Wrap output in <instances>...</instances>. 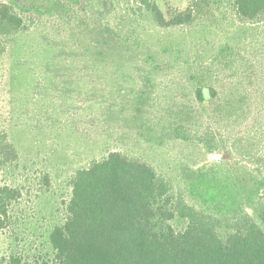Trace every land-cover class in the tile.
I'll use <instances>...</instances> for the list:
<instances>
[{
    "label": "rangeland",
    "instance_id": "rangeland-1",
    "mask_svg": "<svg viewBox=\"0 0 264 264\" xmlns=\"http://www.w3.org/2000/svg\"><path fill=\"white\" fill-rule=\"evenodd\" d=\"M106 1L113 13L100 18L92 0H0L35 23L0 58V131L19 155L16 167L0 172V184L21 193L0 228V264L12 255L52 259L49 233L65 219L70 178L110 151L146 160L180 189L188 175L189 204L212 212L243 207L264 230L246 207L264 169L228 145L237 136L255 139L264 158V69L254 88L229 73L212 77L219 108L194 99L196 83L207 84L214 73L207 64L226 40L229 10L220 29L188 36L184 28L128 18L132 0ZM154 1L166 17L193 2ZM263 38L264 31L249 45L253 52L242 54L261 69ZM198 56L204 63L193 68ZM207 128L223 145L196 142Z\"/></svg>",
    "mask_w": 264,
    "mask_h": 264
},
{
    "label": "trees",
    "instance_id": "trees-1",
    "mask_svg": "<svg viewBox=\"0 0 264 264\" xmlns=\"http://www.w3.org/2000/svg\"><path fill=\"white\" fill-rule=\"evenodd\" d=\"M92 1L98 17L113 13L108 1ZM227 9L232 22L223 28L226 40L207 64L214 73H209L207 84L196 83L194 89V99L201 106L219 108L220 93L212 77L220 81L229 73L230 78L243 77L253 88L258 84L252 81H257L264 66L261 69L258 61L251 63L242 54L253 52L249 45L264 31V0H193L185 10L172 9L168 17L154 0H132L127 9L131 11L128 18L147 19L161 30L184 28L188 36L220 29L219 22L228 20ZM34 24L13 5L0 3V58ZM242 61L246 63L243 69ZM203 63L198 56L192 66L198 68ZM208 129L196 142L204 147L223 145V140ZM257 143L237 136L228 145L231 152L264 169ZM18 160L17 149L7 133L0 131V172L13 169ZM193 176L200 178L199 173ZM187 177L183 175L185 188L180 189L172 177L160 174L146 160L110 151L70 178L65 219L55 223L49 233L52 259L30 261L23 255H12L7 264H264V230L249 212L243 207L231 212L196 208L186 201V197L192 198ZM252 191L246 207L264 227V180L255 183ZM20 198L18 189L0 184V228Z\"/></svg>",
    "mask_w": 264,
    "mask_h": 264
}]
</instances>
